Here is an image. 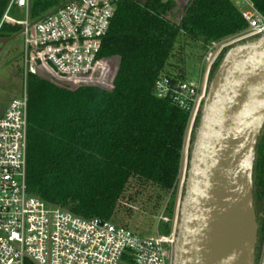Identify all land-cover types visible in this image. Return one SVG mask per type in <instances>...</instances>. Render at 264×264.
<instances>
[{
  "label": "trees",
  "instance_id": "16d2710c",
  "mask_svg": "<svg viewBox=\"0 0 264 264\" xmlns=\"http://www.w3.org/2000/svg\"><path fill=\"white\" fill-rule=\"evenodd\" d=\"M247 1L264 19V0ZM8 2L0 0V20ZM40 6L44 10L55 5L30 1V16L36 22L50 14L37 10ZM185 6L173 22L167 17L177 9L175 0H120L116 4L99 54L118 65L113 90L59 84L28 74L26 183L31 196L81 219L108 222L119 215L120 222L129 220L139 206V213L152 216L161 210L169 222L161 224L160 233L171 231L199 114L182 175L188 116L156 98L154 82L160 76L188 82V56L195 55L201 66L211 43L249 30L239 7L229 0H193ZM16 33H20L18 27L4 25L0 37L10 39ZM262 133L252 174L255 264L264 243V126Z\"/></svg>",
  "mask_w": 264,
  "mask_h": 264
},
{
  "label": "built area",
  "instance_id": "2783aa9c",
  "mask_svg": "<svg viewBox=\"0 0 264 264\" xmlns=\"http://www.w3.org/2000/svg\"><path fill=\"white\" fill-rule=\"evenodd\" d=\"M119 1L71 0L34 24L9 17L11 9L22 8L27 18L29 0L8 2L0 33L8 25L18 27L24 36V82L22 95L13 99L0 117V264H173L178 218L166 235L139 237L108 221L81 219L52 207L27 190L28 74L34 69L35 75L54 83L113 90L118 65L99 54ZM241 1L243 6L238 7L249 30L229 44L213 42L208 46L201 61L206 66L202 88L166 76L154 82L156 98L188 116V142L215 62L234 44L264 38L263 17L253 4ZM159 217V225L169 222L163 214ZM258 264H264V260Z\"/></svg>",
  "mask_w": 264,
  "mask_h": 264
},
{
  "label": "water",
  "instance_id": "95a60500",
  "mask_svg": "<svg viewBox=\"0 0 264 264\" xmlns=\"http://www.w3.org/2000/svg\"><path fill=\"white\" fill-rule=\"evenodd\" d=\"M219 63L183 178L173 264L256 261L252 174L264 126V38L232 45Z\"/></svg>",
  "mask_w": 264,
  "mask_h": 264
},
{
  "label": "rangeland",
  "instance_id": "374dc122",
  "mask_svg": "<svg viewBox=\"0 0 264 264\" xmlns=\"http://www.w3.org/2000/svg\"><path fill=\"white\" fill-rule=\"evenodd\" d=\"M32 2H38V3H44V2H48V3H52L51 8H46L44 9L45 11H51L53 9V7H56V5L59 4H63L68 2L69 0H31ZM176 4H177V9L174 10L173 15H170L168 18V20L170 21H177L180 16L182 15V11L183 8L185 7L184 5L185 0H175ZM230 2H232L234 5L238 6H243L242 5V1L241 0H229ZM37 10L40 11H44L41 9V6L37 8ZM31 13V11H30ZM50 13V12H49ZM9 17L12 18L15 21H24V20H28L30 24H34L36 23V21L34 19L31 18L30 14L29 16H27L26 18V13L24 9H16L13 8L11 9V12L9 13ZM242 36L239 37H232V39H228L225 40L221 43L224 44H229L230 42H232V40H236L241 38ZM231 47H228L227 49L224 50L223 55L228 51V49H230ZM3 51L0 53V116H2L5 112V110L8 107V104L15 98H19L22 95L23 92V82H24V76H23V72H22V63H23V52H24V36L22 34L16 33L13 34L11 36V38L9 39L8 42H6V44H4L3 46ZM195 49V50H193ZM192 50L195 52L196 55L200 54V50H197L196 48H192ZM222 55V57H223ZM221 57V58H222ZM220 58V60H221ZM219 60V62H220ZM202 61V59H201ZM200 61V63H201ZM218 62V65L220 64ZM187 65H186V74H187V81L189 83H193L194 85L196 84L197 86H199L200 88H202L203 84H204V79H205V75H206V66L205 64L201 63V66L199 65V63L197 62V59L195 57V55L188 56L187 59ZM216 63V62H215ZM216 65V64H215ZM214 65V66H215ZM218 65L216 66V69L218 67ZM213 66V68H214ZM200 68V69H199ZM215 69V70H216ZM215 72V71H214ZM213 72V74H214ZM210 74V73H209ZM213 74H210V76L207 77V90L209 88L210 85V81L213 77ZM39 77H44L45 76H40L39 74H37ZM48 79V78H46ZM49 80V79H48ZM263 133L260 134L259 136V141H258V145L259 147L262 146V142H263ZM186 140V145H185V151L183 154V159H184V167L182 170V175L185 172V165L187 162V149L189 147V142L188 140L185 138ZM182 178V177H181ZM182 183L183 180H181L180 184H179V189L176 195L177 201H176V208H175V213H174V218L172 220V227L175 223V220L178 217V212H179V205L181 203V189H182ZM143 201V200H142ZM141 201V202H142ZM138 208H136L135 213H132V216L128 217L129 220H125L120 222V219H122V215L116 216V220L111 221L112 223H114L117 226H125L126 228H128L132 233H134L135 235L139 236V237H153L156 234H160L161 235V224H158V219L160 218V214H162V211L160 210L159 213H157L156 215L152 216L149 215L148 213H139L138 212ZM168 218V217H167ZM110 222V223H111ZM171 227V228H172ZM260 260H264V243L261 245L260 247Z\"/></svg>",
  "mask_w": 264,
  "mask_h": 264
},
{
  "label": "flooded vegetation",
  "instance_id": "af4514ba",
  "mask_svg": "<svg viewBox=\"0 0 264 264\" xmlns=\"http://www.w3.org/2000/svg\"><path fill=\"white\" fill-rule=\"evenodd\" d=\"M0 39H1V40H2V39H5V40H8V41H9V38H6V37H0ZM8 41H7V42H8ZM5 44H6V43H5ZM3 46H4V44H2V45L0 44V53L3 51V49H2Z\"/></svg>",
  "mask_w": 264,
  "mask_h": 264
},
{
  "label": "crops",
  "instance_id": "0c3cea01",
  "mask_svg": "<svg viewBox=\"0 0 264 264\" xmlns=\"http://www.w3.org/2000/svg\"><path fill=\"white\" fill-rule=\"evenodd\" d=\"M30 1H31V0H29V6H30ZM2 116H3V115H2ZM2 116H0V117H2Z\"/></svg>",
  "mask_w": 264,
  "mask_h": 264
}]
</instances>
